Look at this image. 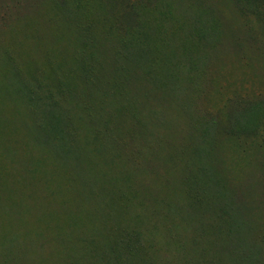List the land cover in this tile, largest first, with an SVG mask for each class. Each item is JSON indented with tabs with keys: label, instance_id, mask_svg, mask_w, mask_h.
<instances>
[{
	"label": "rangeland",
	"instance_id": "374dc122",
	"mask_svg": "<svg viewBox=\"0 0 264 264\" xmlns=\"http://www.w3.org/2000/svg\"><path fill=\"white\" fill-rule=\"evenodd\" d=\"M0 264H264V0H0Z\"/></svg>",
	"mask_w": 264,
	"mask_h": 264
},
{
	"label": "trees",
	"instance_id": "16d2710c",
	"mask_svg": "<svg viewBox=\"0 0 264 264\" xmlns=\"http://www.w3.org/2000/svg\"><path fill=\"white\" fill-rule=\"evenodd\" d=\"M139 22H140L139 23V29L132 31L133 35L130 37V41L132 42L131 44L128 41H122L124 39L123 37L115 39V38L110 36V38L107 41L110 43H113V45L118 43V45L123 47V48H130L131 47L130 49L131 50L134 49V51L136 52L135 54H137V56H140V52H143V54L148 53L147 48H149V45H148V42L146 41V38L148 36V40H149L150 34L153 33L152 27L150 25H146V22H144V20L139 21ZM85 32L90 34V37L92 39H94L96 37V33H94L93 31H91V32L85 31Z\"/></svg>",
	"mask_w": 264,
	"mask_h": 264
}]
</instances>
